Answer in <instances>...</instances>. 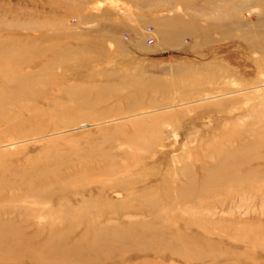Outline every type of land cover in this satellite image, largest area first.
Listing matches in <instances>:
<instances>
[{
	"label": "rangeland",
	"instance_id": "374dc122",
	"mask_svg": "<svg viewBox=\"0 0 264 264\" xmlns=\"http://www.w3.org/2000/svg\"><path fill=\"white\" fill-rule=\"evenodd\" d=\"M3 93L0 264H264V0H0Z\"/></svg>",
	"mask_w": 264,
	"mask_h": 264
},
{
	"label": "crops",
	"instance_id": "0c3cea01",
	"mask_svg": "<svg viewBox=\"0 0 264 264\" xmlns=\"http://www.w3.org/2000/svg\"><path fill=\"white\" fill-rule=\"evenodd\" d=\"M174 23V22H173ZM181 24V23H180ZM179 24V25H180ZM175 27H177L175 24H174ZM181 26V25H180ZM181 30V29H179ZM156 32L158 33L159 35V45H157V50H160V49H167V50H170V51H174L175 49H180L182 48L183 46V42H182V35H179L178 39L174 40V42L171 44L169 42H166L164 40L165 36H163V34L161 33V30L159 29H156ZM140 44V45H139ZM135 43L133 46L136 48V50H138V48H140L141 50L145 51L146 49V46H147V40L145 39V42H141V43ZM171 44L169 47L168 45ZM146 45V46H145ZM150 45V44H148ZM181 46V47H180ZM147 50V49H146Z\"/></svg>",
	"mask_w": 264,
	"mask_h": 264
},
{
	"label": "bare ground",
	"instance_id": "6f19581e",
	"mask_svg": "<svg viewBox=\"0 0 264 264\" xmlns=\"http://www.w3.org/2000/svg\"><path fill=\"white\" fill-rule=\"evenodd\" d=\"M238 25H236V23H231L229 26H228V30H229V33H231L233 30L237 29ZM6 93H3L2 96L0 95V109H2L1 107L2 106V98L3 97H6Z\"/></svg>",
	"mask_w": 264,
	"mask_h": 264
},
{
	"label": "built area",
	"instance_id": "2783aa9c",
	"mask_svg": "<svg viewBox=\"0 0 264 264\" xmlns=\"http://www.w3.org/2000/svg\"><path fill=\"white\" fill-rule=\"evenodd\" d=\"M151 31H152V27H148V33L150 32L148 39H147L148 44H152V42L154 40V37L152 36Z\"/></svg>",
	"mask_w": 264,
	"mask_h": 264
}]
</instances>
